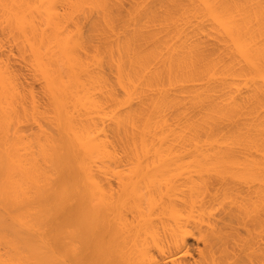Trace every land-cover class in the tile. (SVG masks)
I'll return each instance as SVG.
<instances>
[{"label":"bare ground","instance_id":"6f19581e","mask_svg":"<svg viewBox=\"0 0 264 264\" xmlns=\"http://www.w3.org/2000/svg\"><path fill=\"white\" fill-rule=\"evenodd\" d=\"M0 264H264V0H0Z\"/></svg>","mask_w":264,"mask_h":264}]
</instances>
